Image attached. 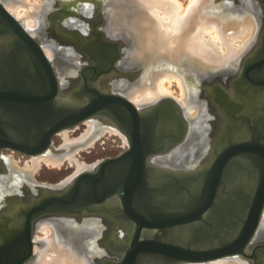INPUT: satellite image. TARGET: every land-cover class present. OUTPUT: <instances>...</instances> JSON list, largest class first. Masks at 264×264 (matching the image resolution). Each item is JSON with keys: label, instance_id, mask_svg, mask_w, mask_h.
<instances>
[{"label": "water", "instance_id": "95a60500", "mask_svg": "<svg viewBox=\"0 0 264 264\" xmlns=\"http://www.w3.org/2000/svg\"><path fill=\"white\" fill-rule=\"evenodd\" d=\"M4 35L11 37V47L0 60V151L9 148L36 155L54 149L56 133L98 115H109L111 125L126 134L129 147L83 171L68 185L41 184L29 191L30 201L22 208L24 225L0 240V264H26L31 258L34 218L64 214L81 220L111 199L120 201V219L131 233L121 258L110 264H141V258L153 255L173 264L229 255L264 264V243H256L264 212V131L251 141L228 138L202 174L180 176L168 170L171 174L152 180L149 171L158 166L151 158L163 155L166 148L154 142L159 119L143 116L127 97L97 85L110 71L117 72L118 56L101 47L114 49L113 41L105 42L98 34L99 45L89 50L95 62L79 72L76 88V81L62 85L40 41L0 1V36ZM258 43L256 56L242 66L241 79L264 88V78L254 72L260 68L264 74V32ZM105 52L112 59L108 64ZM63 88L76 89L81 102L57 106ZM242 159L248 167L240 164ZM183 229L186 239L173 236Z\"/></svg>", "mask_w": 264, "mask_h": 264}, {"label": "bare ground", "instance_id": "6f19581e", "mask_svg": "<svg viewBox=\"0 0 264 264\" xmlns=\"http://www.w3.org/2000/svg\"><path fill=\"white\" fill-rule=\"evenodd\" d=\"M0 1L4 4L6 9L21 22L30 34L33 35L36 32L43 31L44 25L42 20L47 11V3L44 0ZM89 1L90 0H86L85 2ZM92 1L98 3V0ZM108 9L110 10L109 13L107 11L110 17V21L109 17H107L109 22V34L112 36L123 33L130 34L133 38L132 46L134 47V52L129 54L132 61L128 64L129 66L139 64L144 68L143 77L134 86L130 84L127 85L123 82H120L119 85L116 84L118 92L122 91L125 97L137 108L142 110L143 116H156L159 119L157 125L160 126V123L164 125L166 119L162 116L165 111V101L156 105L152 111L150 110L154 105L147 107L148 110L147 108L141 109V107H146L158 99L168 96V94L171 96L172 91L170 85L173 80H175L180 87L181 99H178V101L183 105L185 115L194 118L193 120L195 121L192 141L187 146L189 155H187L186 152V156L183 158L184 160L182 159V151L176 149L178 152L171 153L172 155H168L169 157H158L155 155V157L152 156L153 158H151V161L159 166L180 167L182 162H186L188 165L193 157L198 155V153L196 154L194 151L198 149L196 146L200 143L202 138L200 126H204V117L207 115L205 114L207 113V109L203 110L199 99L196 97L193 90L185 84L183 77L187 75V73H196L199 75L200 72H219L224 68L236 67L240 57L255 41L258 34L260 21L258 19L259 15L256 13L257 11L253 12L249 8L236 11L235 7L231 4H229V6H224L221 0H189L187 4L182 3L181 0H114L111 2V6ZM244 32L250 33V35H248L250 38H246L248 40L245 39L246 35H243ZM263 32L264 27L262 26L260 37H262ZM3 37L5 38V36H2L0 40H2ZM238 41H240V43ZM55 51L56 49L53 50L50 47L44 48V52L48 58L52 57L53 54L56 53ZM106 51L109 53L112 52L111 49ZM107 52H105L104 55L106 59L104 62L105 64H108L109 61L112 60L110 56L107 55ZM65 59H67V56ZM77 66L79 67V65ZM76 69L79 70L77 67ZM74 73L76 74L77 71ZM114 74V71H110L106 74V77L97 80V85L101 90L112 87V85H106V80L112 78ZM62 85L65 86L64 84ZM79 86L78 83L75 87L77 88ZM114 87L116 86L113 85V89ZM68 89L71 88H63L57 100V106H76L81 102L76 96V89L72 91ZM65 92H67V94H65ZM102 118L108 121H103ZM85 123H88V129L84 132L82 137H78L79 139H70L67 133L70 128H74L75 126L63 129L64 131L61 130L65 139V144L59 150H53L52 147H50L47 151L36 154L32 159L35 165H33V167L28 166L22 169L14 160L3 156L4 163L8 165V168L10 166L9 170H11V174L8 176V179H11V183L17 185L19 180L22 183L24 179H28L22 177V175H29L32 178L33 173L36 171V166L39 165L41 159H44L47 163H52V165H60L62 161L68 159L70 163L72 161L77 163L76 175L67 179L63 185L70 184L75 177L87 169L86 165L77 161L74 156L75 152L78 151L80 147L91 144V142L98 138L105 130L117 129L111 125L113 123L109 115L93 116L86 119ZM205 123L208 124V122ZM170 125L171 124H169V126ZM154 142L157 143L159 147L163 145L162 142L160 143L159 139H156ZM96 165L94 167H96ZM151 172L152 170L149 171V175H151ZM1 181L2 179L0 178V185L4 184V182ZM20 182L18 184H20ZM151 182L154 184L152 180ZM9 190L12 191V187ZM3 195H6V193L1 196ZM109 201H117V208L114 205H106L104 207L105 203ZM119 202L120 201L117 199L107 200L101 206L97 205L93 212H89L90 215L95 216L96 214H109L111 218L118 219L128 226L120 225L121 228L116 229L117 236L119 234L122 239L125 240L123 242L119 241L116 245H112L113 252H111L110 249V252H108L105 247V250L101 251V253L105 252V254L110 255V257L118 258L109 261L108 264H110V262L114 263L121 258L123 254L121 250L128 244L130 239V227L125 221L120 219L122 216L119 212ZM73 217H76V215ZM89 219L90 218L84 223L81 222L78 224H75L77 223L75 218L63 220L62 223L58 221L59 224L57 222V224L42 222L39 229L45 233V236L43 238L34 236V254L32 253L31 258L26 264H93L96 258H93L91 254V240H97L95 243L98 250L102 242L97 238H101L104 221L102 222V220H100L103 219L102 217L99 219ZM117 224L116 226H118ZM36 227L38 229V226ZM186 234L187 229H183L182 231H174L173 236L186 239ZM262 237H264V212L257 232V238L261 239ZM139 261L141 264H173L171 261L166 262L162 258L154 255L145 256ZM177 264H250V262L245 260L242 256L229 255L202 262Z\"/></svg>", "mask_w": 264, "mask_h": 264}, {"label": "rangeland", "instance_id": "374dc122", "mask_svg": "<svg viewBox=\"0 0 264 264\" xmlns=\"http://www.w3.org/2000/svg\"><path fill=\"white\" fill-rule=\"evenodd\" d=\"M44 1L47 3L46 4L47 11L45 12L43 16V20H42L44 29L42 32H36L35 34L33 35L31 34V35L40 41V43L43 46V49L48 48V47H50L53 50L56 49L55 51L56 53L53 54V56L50 57L49 59L53 61L56 73L58 74L60 79L63 81L62 84L65 85L64 87H66L67 77L68 79L70 77L73 78L74 75L78 77L79 70H77L76 74L71 76L70 71L74 69L69 68V67L71 65L74 66L73 62L75 61L74 63H76V60L78 61V59H81V56H83V54L80 53L79 49H77V47L73 43L76 44L77 43L76 39L79 38L80 36H85V37L92 36L93 37L92 32H95L94 35L96 36L100 34L102 39H105L107 41L111 40L115 43L114 45H116V48L114 49L110 48L112 50V52H110L111 56L113 57L115 55L116 57L118 56L115 61V66L117 68L124 67L125 69H128V72L131 71L129 72L131 76L129 77L131 79H127L130 85L134 86L143 77L144 68L141 65L136 64V65L129 66L128 64L129 62L132 61L131 56L129 54L131 52H134V47L132 46L133 38L131 37V35L128 33H123V34H118V35L116 34V36H112L109 34V26H108L109 22L107 18L109 17V15L107 14V11L109 13L110 10L108 8L111 6V2L114 0H98V3L97 2L95 3L92 0H90L89 2H85L86 0L85 1L84 0L83 1L82 0H44ZM181 1L184 4H187L189 2V0H181ZM221 3L224 6H229V4H231L232 6L235 7L236 11H241L247 8L251 9L253 12L257 11L256 13H258L259 15L258 19L260 21L259 22L260 27H259L258 34L255 38V41L245 50L243 55L240 57L239 63L236 67L224 68L220 70L219 72L218 71L210 72V73L200 72L199 75H197L196 73L195 74L187 73V75H184L183 78H184L185 84L188 85L191 88V90H193L194 94L199 99L203 107V110L208 109V108H207V104H205V102L202 101L203 98H201V95L197 94L198 89L201 90L200 83L202 82L204 83L205 82L203 81L204 79H210V77L212 78L215 76H221L222 80H226L228 78V75L231 74L234 69L239 68L242 63L243 58H245L247 53L251 51L252 47L256 45L257 41L259 40L260 32L263 26L262 22L264 21V5L259 0H221ZM109 21H110V17H109ZM243 35H246L245 36V39H246L249 37L248 35H250V33L244 32ZM238 42L240 43V41ZM123 44L125 45V47ZM107 48L109 49V47ZM122 50L124 51L122 55L124 58V61L122 64L121 63L118 64L117 60L119 59L120 52L122 53ZM66 56H67V59H65ZM93 62L95 61L93 60ZM81 63L78 64L79 67ZM134 71H136V73L138 72L136 76L133 75ZM114 88H115V91L118 92L117 85ZM170 88L172 91L171 96L168 94V96H164L158 100L165 99L166 97H171L174 99V102H175V101H178V99H181L180 87L175 80H173V82L171 83ZM118 93L125 95L122 91L121 92L119 91ZM157 101L147 105L146 107H141V109L152 106ZM177 105L178 107H180V105L183 107V105L180 102L179 104H177L176 102V106ZM206 112L208 113V111ZM205 117H204L205 122H208V124L204 122V126L202 125L200 126L201 127L200 132H201L202 138L203 136L206 137L210 129V123L208 121V116L205 115ZM105 120L106 122L108 121L107 119H103V121ZM85 122L86 120L84 122L77 124L74 128H70L68 130L67 133L70 139H74V138L79 139L80 137H82L84 132H86L88 129V123L86 124ZM191 125H192L191 126L192 129L189 132L190 137L193 136V133H194L193 129L195 128L194 123H192ZM107 130H105L98 138L93 140L92 141L93 143L91 142L92 145L91 144L84 145L79 148L81 150L78 149V151H76L77 153L75 152L74 156L77 159V161L87 166V169H85L84 171L94 168V166L97 163H99L101 160L107 157H115L119 155L120 153H122L129 147L128 139L126 135L120 129L117 128V129H107ZM61 132L62 131L56 133L52 137V145L55 147L54 149L52 148L53 150H59L65 144V139ZM204 146H206V144ZM177 150H175L173 153H175ZM171 153L168 155L169 156L172 155ZM4 154H8V156H5V157H8V158H11V160H14L22 169H25L28 166L33 167L34 165V162L32 161V159L35 157V155H28L23 152L9 149V148L4 149ZM168 155H165L162 157H169ZM197 156L198 155L194 156L193 160L196 159ZM45 162L46 161H44V159H41L39 161V165L36 166L37 168H36V171L33 173V177L31 178V176L29 175L27 176L22 175V177L28 178V179H24L22 183L19 180L18 183L20 182V184L17 183V185H13L10 181L11 179L10 178L8 179V176L5 177L4 175H1L0 176V178L2 179L1 182H4V184L0 185V193H1L0 202L4 203L5 201H8V199L11 197L9 196V192L10 194L12 193L15 194V192L21 191L20 189L21 188L23 189L24 184H26V182L29 183L27 184L29 187H31L30 185L35 186V185H41V184L48 185V186L58 185V187H63L64 186L63 184L67 181V179L71 178V176L74 177V175H76L75 173L77 172V163L74 161L70 163V160L68 161V159H65L64 161H62V163H60V165H54V164L52 165V163H47V162L45 163ZM191 162L192 161H190L189 164L186 166H190ZM9 172L10 173L8 174L10 175L11 170H9ZM11 187H12L13 192L9 190L11 189ZM5 193L6 195L1 196L2 194H5ZM63 216H66V217H61V219L59 218L53 219L52 217L42 218L37 224L38 229L42 222H49V223L55 224L56 222L58 223V221L62 223L63 220H71L75 218L77 220V223L75 224H78L81 222L84 223L86 220H88V218H90L89 220L100 218V216L98 215L96 216L89 215L88 217H85L84 219L79 220L77 216L76 217L72 216V218H69V216L67 217V215H63ZM100 220H102V222L104 221V219H100ZM38 229L37 227L35 228L34 236L43 238L45 236L44 235L45 233L41 231L40 229L39 230ZM97 239L100 240L101 238L100 239L97 238ZM33 241H34V238H33ZM95 242H97V240H91V250H92L91 254L93 258H96L95 259L96 261L93 262V264H100V262L98 261V258L103 255H106V256L108 255L105 254V252L101 253V251L105 250L106 247L104 248V245L101 244L99 245L98 250H97V245ZM107 250L108 252H110L109 248ZM111 252L113 251L111 250Z\"/></svg>", "mask_w": 264, "mask_h": 264}, {"label": "flooded vegetation", "instance_id": "af4514ba", "mask_svg": "<svg viewBox=\"0 0 264 264\" xmlns=\"http://www.w3.org/2000/svg\"><path fill=\"white\" fill-rule=\"evenodd\" d=\"M4 36L5 38L3 37L2 40H0V60L6 55V53L9 51L11 47V37L8 35H4ZM93 37L80 36L79 38L76 39L77 43L76 44L73 43L77 47V49H79L80 53L83 54V56H81V59H78V61L76 60V63H74L75 61L73 62L74 66L71 65L73 67L71 66L69 67L72 69L75 68L74 70H71L72 72L70 71L71 76L75 74L73 72L77 71L76 67L79 69V71H78V77L75 75L73 78L70 77L68 79L67 77V82H68L67 84L73 85L74 81H76V79H79L81 77L79 72L82 70V68L87 64H92L93 60L92 58H90V51H91L90 49L95 46V43L96 45H99V37L96 35H93ZM94 39L97 41L91 43V41H93ZM103 41L108 42L105 39H103ZM258 46L259 43L257 41L256 45H254L251 51L247 53L245 58H243L240 67L234 69L232 73L228 75V78L226 80H222L221 76H215L212 78L210 77V79H204L203 80L205 81L204 83L200 81L202 82L200 83L201 90L198 89L197 94L201 95V98H203L202 101L205 102V104H207V108H208L207 116H208V121L210 123V129L206 137L203 136V138H201L200 143L196 146L198 149L195 150L194 152L196 154L198 153V156L196 159L194 160L192 159L190 166H186V167H185V165H187L186 162H182L180 167L178 166L169 167L165 165L159 166L155 163L154 164L155 166L162 167V169L161 168L157 169L158 167L157 168L154 167V169H152L151 172L152 176L150 175L152 177V180H154L153 178L158 180L162 178L160 176L166 175L168 173L171 174V172H169L168 170L174 171V173L180 172L179 174L177 173V175L180 176L184 174H191V175L202 174L203 171L209 165L210 158L215 157L216 154L220 152L223 145L227 143L228 138L231 137V139L239 140V141L240 140L251 141L253 139V136L259 135V133L263 134L264 88L258 84H254L249 81L241 79L242 78L241 70L243 68L242 66L244 62L246 61V59L248 58L252 59V57L256 56L258 51L257 49ZM101 47H103L105 51L108 50L107 45L104 46L101 45ZM123 53L124 51L122 50V53L120 52L119 59L117 60L118 64L120 63L122 64L124 61V58L122 56ZM79 63H81L80 67L77 66ZM129 72L128 69H125L124 67H118L117 72L114 75H112V78H108L109 80H106L107 81L106 85L108 84L109 86L112 85V87H109L107 89H111L112 91H115V88L113 89V85L114 86H116V84L119 85L120 82L129 84V81H127V79H131ZM254 72H258L262 76H264L260 68L254 69ZM137 73L136 71H134L133 75L136 76ZM262 76L260 77L264 78ZM104 77H106V75ZM76 83L77 81L75 82V85H73V87L77 85ZM67 92H65V94H67ZM162 101H165L164 103L166 104V106L164 107L165 111L162 115L164 119L165 118L166 119L164 121V125H161L162 123H160V126H158V128H156L155 131L156 134L159 135L157 139H159L160 143L162 142V144L165 145L166 148L163 155H156V156L162 157L168 155L171 152H173L172 150L173 148H175L174 150L178 149L179 151L180 150L182 151V159H183L186 156L185 153L187 152V146L192 141V137L189 136V132L192 129L191 124L194 123L193 120L194 118L187 117L183 111L184 107H182L181 105L180 107L176 106V102L177 104H179V102L178 101L174 102V99L171 97H166L165 99L158 100L154 104V106L151 107L150 111H152L156 105L161 104ZM171 108L173 113L171 111ZM178 109H181V111H179ZM169 124L171 125L169 126ZM205 144L206 146H204ZM171 145L174 146L171 147ZM186 154L189 155L188 152ZM3 156H8V154H4V149L0 151V176L4 175L6 177L9 176L8 174L9 168L8 165L4 163ZM240 164L246 167L248 163H246V161L242 159ZM166 167L167 168L169 167L170 169L168 168L166 170ZM27 184L29 183L26 182V184H24L23 189L22 188L20 189L21 191L15 192L16 195L14 193L12 194L9 193V196L11 197L8 199V201H5L4 203L0 202V240L2 239L3 236L9 235L14 230H18V229L20 230L21 227L24 225L25 217L22 208H25V205H27L30 201L29 200L30 195L28 192L30 191L33 193L34 188L38 186L35 185L36 186L35 187L33 185H30L31 187H29ZM106 205H114L116 208L118 206L117 201H109L105 203L104 207ZM96 215L104 219L103 230L100 241L102 242L104 247L114 251L112 249V245H116V243H118L119 241L123 242L125 240L122 239V237L119 234L117 236L116 229H120L121 226H127V225L119 221L118 219L116 220L114 218H111L110 215L106 213L96 214ZM69 218H72V216H70ZM78 219L80 220V218ZM40 220L41 219L34 218V220L32 221V228H31L32 238H34L35 228ZM116 224L118 226H116ZM262 238L261 239L257 238L256 243L257 242L264 243V237ZM253 246L254 245L251 246L250 250L252 249ZM115 259L118 258L110 257L109 255L108 256L103 255L98 258V261L100 262V264H108L109 261Z\"/></svg>", "mask_w": 264, "mask_h": 264}]
</instances>
